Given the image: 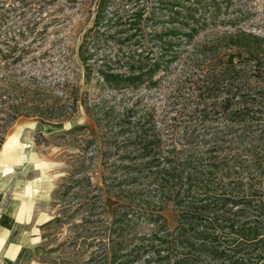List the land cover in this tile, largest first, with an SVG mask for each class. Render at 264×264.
Masks as SVG:
<instances>
[{"label":"trees","instance_id":"16d2710c","mask_svg":"<svg viewBox=\"0 0 264 264\" xmlns=\"http://www.w3.org/2000/svg\"><path fill=\"white\" fill-rule=\"evenodd\" d=\"M115 1L98 0L77 47L81 85L62 77L53 85L41 81L29 66L47 52L28 58L33 50L18 41L22 30H0L6 38L0 44V150L19 118L63 122L81 106L98 129L86 142L92 146L101 136L106 147L97 174L120 201L103 232V264H264V36L240 29L201 46L203 55L229 52L216 58L223 63L219 77L209 72L201 80L178 146L153 111L138 114L130 106L116 112L102 95L156 89L181 49L224 24L232 0H154L149 8V0ZM224 79L234 90L209 106ZM95 158L71 172L84 173ZM147 183L152 188L145 192Z\"/></svg>","mask_w":264,"mask_h":264},{"label":"rangeland","instance_id":"374dc122","mask_svg":"<svg viewBox=\"0 0 264 264\" xmlns=\"http://www.w3.org/2000/svg\"><path fill=\"white\" fill-rule=\"evenodd\" d=\"M153 1H148V8ZM97 2L0 0V30H22L24 37L18 41L33 50L28 58L47 52V57L29 66L42 76L41 81L53 85L62 77L71 80V85H81L76 50L84 32L93 24ZM223 12L220 20L224 24L200 34L181 49L171 74L156 89L141 91L137 96L102 95L109 100V106H115L116 112L130 106H135L138 114L142 109L153 111L158 127L168 137H171L169 130H173L175 142L183 146L185 114L196 104L198 86L209 72L219 77L223 63L216 58H225L223 53L229 52L219 49L217 57L210 51L203 55L201 46L240 29L264 36V0H232ZM3 40L6 38L1 36L0 44ZM102 50L108 51V48ZM250 66H244L247 72L251 71ZM248 80L251 84L255 82L252 78ZM230 85L227 79L222 80L218 87L222 91L208 99V105L219 106L226 96L224 92L234 90L235 85ZM135 101L139 102L134 104ZM97 132L93 119L81 106L63 122L21 117L8 130L0 150V213L12 207L13 215L22 204L25 209L28 198L32 199V206L29 211L25 209L30 213V223L15 234V240L22 244L18 259L6 262L5 255H0V264H103L108 249L103 232L111 222L109 214L113 206L120 201L114 195L117 192L114 187L110 195L106 193L107 185L96 171L106 150L101 136L92 146L86 142L94 140ZM90 157L95 160L84 173L71 172L73 167L80 168L83 164L86 167ZM142 182L138 188L145 186ZM146 186L145 192H148L152 187L148 183ZM138 191L141 190L136 189L134 193ZM141 194L144 192L138 196ZM164 215L172 227L171 210L167 209ZM143 232L149 233V229Z\"/></svg>","mask_w":264,"mask_h":264},{"label":"crops","instance_id":"0c3cea01","mask_svg":"<svg viewBox=\"0 0 264 264\" xmlns=\"http://www.w3.org/2000/svg\"><path fill=\"white\" fill-rule=\"evenodd\" d=\"M19 206V209H16V212L12 215V207L8 211V209L1 210L0 213V255H5L4 260L6 262H14L20 255L22 250V244L19 243L15 239H17L16 233H19L21 228L28 226L30 223V213L29 211L32 206V199L28 198V200L24 203V208ZM8 219V220H7ZM16 237V238H15ZM2 262V260L0 259Z\"/></svg>","mask_w":264,"mask_h":264}]
</instances>
